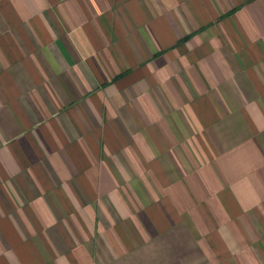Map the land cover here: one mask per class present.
<instances>
[{"label": "crops", "instance_id": "1", "mask_svg": "<svg viewBox=\"0 0 264 264\" xmlns=\"http://www.w3.org/2000/svg\"><path fill=\"white\" fill-rule=\"evenodd\" d=\"M0 264H264V0H0Z\"/></svg>", "mask_w": 264, "mask_h": 264}]
</instances>
